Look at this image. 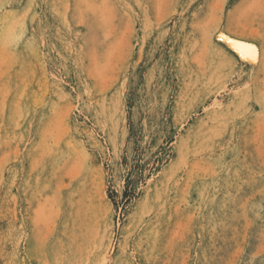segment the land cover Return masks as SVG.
Segmentation results:
<instances>
[{"label":"rangeland","instance_id":"1","mask_svg":"<svg viewBox=\"0 0 264 264\" xmlns=\"http://www.w3.org/2000/svg\"><path fill=\"white\" fill-rule=\"evenodd\" d=\"M0 264H264V0H0Z\"/></svg>","mask_w":264,"mask_h":264},{"label":"bare ground","instance_id":"2","mask_svg":"<svg viewBox=\"0 0 264 264\" xmlns=\"http://www.w3.org/2000/svg\"><path fill=\"white\" fill-rule=\"evenodd\" d=\"M18 29V28H17ZM233 44L238 48V50L240 51H244V52H246V53H248V54H250V55H252L253 53H250L249 52V50L247 49V48H243V47H241V45L242 44H244V45H251V44H247V43H243V42H241V41H233ZM253 48H254V50H255V47L253 46V45H251ZM247 54V55H248ZM40 56V55H39ZM32 57V56H31ZM27 58V57H26ZM42 64V63H41ZM38 68V67H37ZM41 74V73H40ZM210 96V95H209ZM53 103V102H52ZM196 108V107H195ZM189 115V114H188ZM189 117V116H188ZM191 137V136H190ZM220 140V139H219ZM181 164H183V163H181ZM183 167V166H182ZM98 180V179H97ZM169 204V203H168ZM170 209V208H169ZM163 226V225H162ZM143 234V233H142ZM152 255V254H151ZM240 255V254H239ZM104 259H106V257H104L103 258V260ZM72 260V259H71ZM107 261V260H106ZM230 263V262H229Z\"/></svg>","mask_w":264,"mask_h":264},{"label":"snow or ice","instance_id":"3","mask_svg":"<svg viewBox=\"0 0 264 264\" xmlns=\"http://www.w3.org/2000/svg\"><path fill=\"white\" fill-rule=\"evenodd\" d=\"M220 38L221 39H224L225 37L224 36H221ZM241 47L247 48L250 53H253V55L249 56L248 58H253L254 59V52H255V50H254V48L251 45H244V44H242Z\"/></svg>","mask_w":264,"mask_h":264}]
</instances>
